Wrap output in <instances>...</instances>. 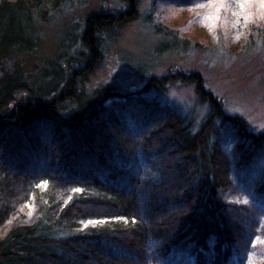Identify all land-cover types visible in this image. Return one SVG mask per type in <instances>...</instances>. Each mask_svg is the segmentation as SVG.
<instances>
[{
  "label": "trees",
  "instance_id": "trees-1",
  "mask_svg": "<svg viewBox=\"0 0 264 264\" xmlns=\"http://www.w3.org/2000/svg\"><path fill=\"white\" fill-rule=\"evenodd\" d=\"M68 1L0 0V60L33 51L37 27ZM125 1V11L91 13L77 47L31 82L22 69L0 73V264H264V134L237 117L229 128L219 110L194 129L148 95L154 78L88 91L104 44L133 16L138 0ZM147 22L162 35L158 54L190 47ZM220 127L243 142L232 168L225 140L209 145ZM232 188L243 196L228 200Z\"/></svg>",
  "mask_w": 264,
  "mask_h": 264
},
{
  "label": "rangeland",
  "instance_id": "rangeland-1",
  "mask_svg": "<svg viewBox=\"0 0 264 264\" xmlns=\"http://www.w3.org/2000/svg\"><path fill=\"white\" fill-rule=\"evenodd\" d=\"M99 9L120 12L127 10L128 4L125 0L68 1L37 27L38 46L29 53H13L1 59L0 73L22 69L31 82L41 68L50 66V60L77 47L87 17ZM132 15L117 39L104 44L88 91L114 79L137 89L154 78L161 86L147 89L151 91L148 95L171 105L192 121L194 129L219 110L228 119H240L251 134H264V0H138ZM148 20L177 30L191 40L190 47L158 54L156 46L162 35L155 33ZM139 67L145 71L142 78L137 77ZM195 74L196 78H187ZM41 75L39 71L37 77ZM26 97L24 92L19 94L16 103ZM141 109L143 115L148 113V107ZM218 119L217 126L221 122ZM237 119L226 121L229 128L237 126ZM217 131L211 133L209 145L220 138L225 140L222 151L231 164L235 159L233 147L243 142L238 144L236 139V144H231L228 133L221 127ZM241 196L237 188L228 190V200ZM153 213L149 209L151 216ZM258 237L262 242L264 233Z\"/></svg>",
  "mask_w": 264,
  "mask_h": 264
}]
</instances>
